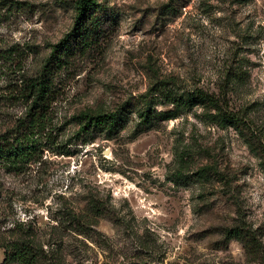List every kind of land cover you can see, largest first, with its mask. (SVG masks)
<instances>
[{
  "label": "rangeland",
  "instance_id": "1",
  "mask_svg": "<svg viewBox=\"0 0 264 264\" xmlns=\"http://www.w3.org/2000/svg\"><path fill=\"white\" fill-rule=\"evenodd\" d=\"M96 2L33 157L0 164V264H264V0ZM75 14L0 0V134Z\"/></svg>",
  "mask_w": 264,
  "mask_h": 264
},
{
  "label": "trees",
  "instance_id": "2",
  "mask_svg": "<svg viewBox=\"0 0 264 264\" xmlns=\"http://www.w3.org/2000/svg\"><path fill=\"white\" fill-rule=\"evenodd\" d=\"M15 4L19 5L17 2ZM75 10L74 27L52 46L45 61V73L21 81L18 98L28 103V108L18 119V125L13 132L0 134V164L21 165L33 157L39 135L44 133L49 125L46 106L53 92L51 73L65 66L70 57L84 53L99 38L97 14L100 5L96 0H75ZM9 52L13 51H5L10 54ZM172 114V111L163 114L145 111L143 120L147 122L159 115L167 119ZM112 120L109 115H99L89 118L86 124L89 126L93 122L96 127H110ZM4 255L5 262L8 256L7 253ZM19 260L22 264H30L29 259L24 256H20Z\"/></svg>",
  "mask_w": 264,
  "mask_h": 264
}]
</instances>
